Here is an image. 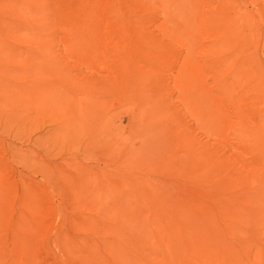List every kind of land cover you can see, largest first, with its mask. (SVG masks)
<instances>
[{"label": "rangeland", "instance_id": "rangeland-1", "mask_svg": "<svg viewBox=\"0 0 264 264\" xmlns=\"http://www.w3.org/2000/svg\"><path fill=\"white\" fill-rule=\"evenodd\" d=\"M0 264H264V0H0Z\"/></svg>", "mask_w": 264, "mask_h": 264}]
</instances>
